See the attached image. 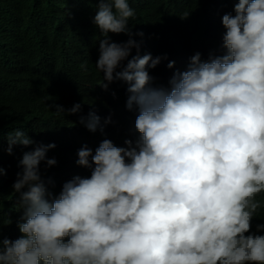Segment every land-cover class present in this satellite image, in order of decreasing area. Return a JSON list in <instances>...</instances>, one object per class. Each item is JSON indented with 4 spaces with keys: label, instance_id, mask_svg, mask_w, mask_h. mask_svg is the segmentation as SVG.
I'll return each mask as SVG.
<instances>
[{
    "label": "clouds",
    "instance_id": "1",
    "mask_svg": "<svg viewBox=\"0 0 264 264\" xmlns=\"http://www.w3.org/2000/svg\"><path fill=\"white\" fill-rule=\"evenodd\" d=\"M96 4L98 78L10 91L35 107L0 127V176L20 162L24 208L0 264H264V0H235L177 60L147 39L163 20L137 34L129 0ZM55 145L69 159L51 174Z\"/></svg>",
    "mask_w": 264,
    "mask_h": 264
},
{
    "label": "trees",
    "instance_id": "2",
    "mask_svg": "<svg viewBox=\"0 0 264 264\" xmlns=\"http://www.w3.org/2000/svg\"><path fill=\"white\" fill-rule=\"evenodd\" d=\"M234 3L235 0H129L135 12L129 19H133L137 34L141 29L147 30V20L153 23L163 20L164 23L150 30H163V33L149 35L147 39L158 43V53L177 60L193 48L184 40L190 41L200 32L212 30L216 18L221 20L228 13L234 15ZM96 9V0H0V127L15 117L33 115L34 99H19L10 91L40 81L54 85L45 92H56L63 90L64 85L78 87L98 78L95 64L102 36L92 22ZM108 36L112 42L123 43L126 34L109 33ZM172 38L176 42H171ZM212 44L222 46L223 39L214 43L199 41L196 46L205 49ZM130 55L134 56L135 51L131 50ZM81 65H86V70ZM114 81L122 85V81ZM109 95L113 97L112 103L120 102L121 91L116 94L110 91ZM130 122L129 119L122 125ZM43 141L50 139L45 137ZM50 152L57 163L49 173L55 174L66 167L69 151L55 145ZM1 160L4 156L0 153ZM4 166L5 175L0 176V237L14 226V219L24 209L20 194L12 187L22 166L13 160L6 161ZM45 167L42 161L40 174ZM260 200L264 203V194ZM263 219L264 206L254 216L253 224ZM20 235L9 239L15 240Z\"/></svg>",
    "mask_w": 264,
    "mask_h": 264
}]
</instances>
